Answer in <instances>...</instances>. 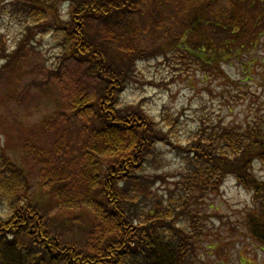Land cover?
Wrapping results in <instances>:
<instances>
[{
    "label": "trees",
    "instance_id": "obj_1",
    "mask_svg": "<svg viewBox=\"0 0 264 264\" xmlns=\"http://www.w3.org/2000/svg\"><path fill=\"white\" fill-rule=\"evenodd\" d=\"M6 3L9 14L29 21L23 23L25 34L15 49L0 32V68L11 63L29 36L33 38L30 31L36 27V34L50 33L63 52L86 65L87 75L98 78L93 95L82 93L73 100L82 123L84 144L79 148L87 160L74 175L63 170L60 185L52 182L50 193L68 203L74 198L67 192L75 189L77 203L69 207L84 212L94 206L99 214L89 209L92 224L84 229L83 242H62L31 197L24 168L0 151V264H196L197 237L206 225L197 200L218 193L227 175L262 198L258 213L247 216V226L255 241H264V179L254 174L252 164L264 163V114H254L259 117L243 130L215 124L208 133L195 123L179 136L181 110L162 105L153 114L121 98L135 62L155 57L163 45L226 77L221 61L237 56L256 35L264 0ZM168 13L173 14L172 29L164 22ZM145 29L164 41L156 40L147 51L141 44ZM163 147L178 154L185 169L172 187L161 188L159 175L147 168L161 161ZM150 157H155L152 162Z\"/></svg>",
    "mask_w": 264,
    "mask_h": 264
},
{
    "label": "rangeland",
    "instance_id": "obj_2",
    "mask_svg": "<svg viewBox=\"0 0 264 264\" xmlns=\"http://www.w3.org/2000/svg\"><path fill=\"white\" fill-rule=\"evenodd\" d=\"M6 2L0 0V32L9 48L15 49L25 34L21 33L23 23L29 20L9 14ZM251 12L257 14L254 9ZM257 21L256 35L246 40L237 56L221 61L226 77L210 73L191 56L180 58L166 51L163 45L155 57L135 62L121 98L153 114L162 105L181 110L179 136L195 123L208 133L215 124L221 129L243 130L251 119L259 117L254 114H264V14L258 13ZM164 22L172 29L173 14L168 13ZM37 29H31L33 38L29 36L11 63L0 68V151L26 171L31 197L52 231L62 242L80 243L87 237L84 229L92 224L89 209L99 214L98 209H73V204L69 206L77 203L76 190H68L67 196L74 199L67 203L58 193L53 198L50 186L52 182L60 185L63 170L74 175L87 160L79 148L84 139L73 100L82 93L93 95L98 78L87 75L86 65L63 52L54 36L36 34ZM141 38L147 51L156 40L164 41L163 36L156 38L146 29ZM161 150V161L154 164L155 157H150L147 169L159 175L161 188L172 187L185 164L174 151ZM252 164L254 174L264 179V163ZM197 202L205 212L206 225L197 237L196 264H264V241H255L247 226V216L258 213L262 198H256L230 175L223 179L218 193ZM60 210L66 211L65 215Z\"/></svg>",
    "mask_w": 264,
    "mask_h": 264
}]
</instances>
